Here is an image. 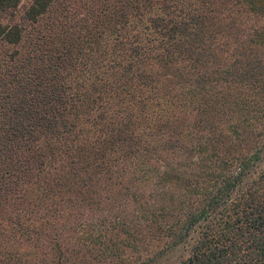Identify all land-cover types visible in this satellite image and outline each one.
Masks as SVG:
<instances>
[{
  "label": "trees",
  "instance_id": "trees-1",
  "mask_svg": "<svg viewBox=\"0 0 264 264\" xmlns=\"http://www.w3.org/2000/svg\"><path fill=\"white\" fill-rule=\"evenodd\" d=\"M0 264H264V0H0Z\"/></svg>",
  "mask_w": 264,
  "mask_h": 264
}]
</instances>
